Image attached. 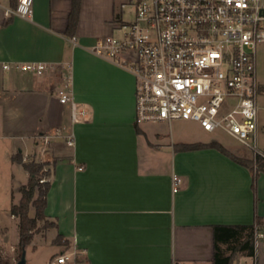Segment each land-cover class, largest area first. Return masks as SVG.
I'll return each instance as SVG.
<instances>
[{"label":"crops","instance_id":"1","mask_svg":"<svg viewBox=\"0 0 264 264\" xmlns=\"http://www.w3.org/2000/svg\"><path fill=\"white\" fill-rule=\"evenodd\" d=\"M124 2L82 0L71 37L72 0H34L30 19L6 17L17 0H0V140L15 141L0 240L14 236V261L19 222L10 209L29 179L16 153L55 160L45 208L54 226L34 233L26 264H52L61 255L66 264H212L215 226L252 225L256 216L264 222V172L254 190L250 169L218 149L182 148L207 140L172 141L162 151L163 134L135 122V76L90 51L118 32ZM27 62L52 68L42 76L4 68ZM67 84L88 113L76 124L57 97ZM232 264H264V239L254 256L237 253Z\"/></svg>","mask_w":264,"mask_h":264},{"label":"built area","instance_id":"2","mask_svg":"<svg viewBox=\"0 0 264 264\" xmlns=\"http://www.w3.org/2000/svg\"><path fill=\"white\" fill-rule=\"evenodd\" d=\"M127 7L134 20L121 21L119 35L97 40L90 51L121 62L135 76V122L192 121L264 158L257 146L261 84L256 61L264 43V0H126L122 9ZM33 12L34 0H17L5 16L30 19ZM4 68L42 76L52 66L27 62ZM57 97L69 106L72 124L87 119L68 84ZM66 142L73 146L72 133ZM254 238L255 244L264 239V225ZM67 259L61 255L52 264Z\"/></svg>","mask_w":264,"mask_h":264},{"label":"trees","instance_id":"3","mask_svg":"<svg viewBox=\"0 0 264 264\" xmlns=\"http://www.w3.org/2000/svg\"><path fill=\"white\" fill-rule=\"evenodd\" d=\"M82 0H72V9L69 15L68 35L74 34L80 14ZM16 6V5H15ZM260 92L264 93V88L260 87ZM183 149L194 150L201 148H216L223 154L229 156L240 165L250 169L253 176V188L256 189V180L261 172H264V158L260 155L256 157L257 170L253 169L254 161H247L236 157L230 153L219 142H210L208 144L194 143L184 144ZM13 161L22 164L23 168L29 173L28 182L20 188L21 199L19 204L11 206V214L19 219V250H23L32 241L34 233L37 231L38 221L46 218V197L50 189V182L39 181L42 176V166L35 161H24L21 153L13 157ZM35 208V217L30 216V208ZM264 225L261 217L256 216L255 223L252 225L235 226H215V256L212 264H232L233 257L237 253H243L247 256L255 255V232L259 226ZM54 226V223L50 225ZM224 245V248H221ZM21 257V256H20ZM20 259V258H19ZM0 264L4 263L0 258Z\"/></svg>","mask_w":264,"mask_h":264},{"label":"rangeland","instance_id":"4","mask_svg":"<svg viewBox=\"0 0 264 264\" xmlns=\"http://www.w3.org/2000/svg\"><path fill=\"white\" fill-rule=\"evenodd\" d=\"M126 1V0H124ZM122 20L123 21H133V9L132 8H124L122 11ZM115 35H119L118 32ZM256 61H257V77L261 87L264 88V43L260 44L257 48L256 52ZM258 109H259V123L260 129L258 133V148L263 151L264 150V93L260 92V96L258 97ZM148 126L151 131L161 132L163 134V141L160 142L162 147V151H169L168 145L172 143H177L179 141L185 140H193V139H201L207 140L208 142H219L222 144L230 153L235 155L238 158L247 161H254L253 169L257 170L256 157L257 154L239 143L237 140L232 138L231 136L225 133H208L202 129V127L195 122L192 121H174L171 123V127H169V123H151L144 124ZM10 136V133H9ZM36 140V139H35ZM38 140V139H37ZM15 141L10 140V138H6V140H0V227L3 221L9 219L8 208L10 205V150L12 148V143ZM264 153V152H263ZM18 153H16L13 157H17ZM24 161H35L42 166V176L39 177V181L50 182V177L52 174L53 166L55 160L53 159H36L32 156L23 157ZM11 212V209H10ZM16 217V216H15ZM19 222V219L17 217ZM38 229L40 231L42 229L50 228L52 222L48 219L39 220ZM6 238H2L0 240V258L6 264H12L14 261L12 256H10V243H13L14 236L10 235V233L6 236ZM13 241V242H12ZM19 244V243H18ZM21 256V252L19 250V246L15 249V264Z\"/></svg>","mask_w":264,"mask_h":264},{"label":"water","instance_id":"5","mask_svg":"<svg viewBox=\"0 0 264 264\" xmlns=\"http://www.w3.org/2000/svg\"><path fill=\"white\" fill-rule=\"evenodd\" d=\"M15 264H26V252L23 250L20 259Z\"/></svg>","mask_w":264,"mask_h":264}]
</instances>
